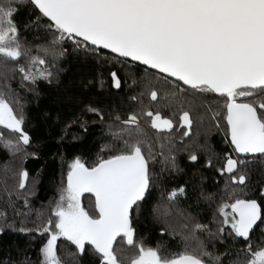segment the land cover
<instances>
[{
	"label": "trees",
	"instance_id": "1",
	"mask_svg": "<svg viewBox=\"0 0 264 264\" xmlns=\"http://www.w3.org/2000/svg\"><path fill=\"white\" fill-rule=\"evenodd\" d=\"M2 5L0 45L8 55L0 52V99L20 128L0 122V264H40L53 238L51 204L68 185L72 160L93 168L136 152L146 161L148 190L133 207L130 233L112 248L116 264L138 244L165 261L190 255L251 264L264 248V151L240 155L226 116L231 99L249 103L264 132V85L231 95L187 87L67 34L31 0ZM82 197L98 219L94 197ZM249 201L261 219L244 234L235 207ZM54 245L62 264H112L88 240L82 251L67 239Z\"/></svg>",
	"mask_w": 264,
	"mask_h": 264
},
{
	"label": "water",
	"instance_id": "2",
	"mask_svg": "<svg viewBox=\"0 0 264 264\" xmlns=\"http://www.w3.org/2000/svg\"><path fill=\"white\" fill-rule=\"evenodd\" d=\"M31 1L67 34L187 87L206 86L219 95H231L240 88L264 85V0ZM113 82L118 88L115 75ZM226 120L240 155L264 151V132L254 106L231 99ZM68 185L79 195L94 197L99 218L87 232L88 241L116 264L112 248L120 236L130 233L133 207L148 190L143 155H118L93 168L76 164ZM235 210L241 233L260 222L254 202H240ZM50 264L62 263L55 254ZM174 264L206 263L185 255Z\"/></svg>",
	"mask_w": 264,
	"mask_h": 264
},
{
	"label": "rangeland",
	"instance_id": "3",
	"mask_svg": "<svg viewBox=\"0 0 264 264\" xmlns=\"http://www.w3.org/2000/svg\"><path fill=\"white\" fill-rule=\"evenodd\" d=\"M2 6L7 7L5 4L8 3V0H0ZM2 11L0 15V20L6 18L7 11ZM2 39V36H1ZM0 52L8 55L6 47L0 45ZM39 61H35L38 63ZM236 92V91H235ZM245 92H238L236 96H243ZM258 96V95H256ZM264 97V95H262ZM261 98L260 100L262 101ZM234 101V100H233ZM0 122L8 125L12 128L19 129V123L14 118L10 107L5 104L0 99ZM181 122L185 125L190 124L189 116L185 113L182 114ZM80 163V159L76 158L70 162L69 171L76 164ZM87 200H85L82 195L77 194L69 185H62L58 188V192L55 200L52 205V212L55 215V220L52 223L51 236L52 239L64 240L67 239L71 241L79 251H82L85 241L87 240V235L85 232H82L80 229L84 224L91 223V221L97 219L90 213L87 207ZM238 218L231 220L233 224H236ZM48 241L41 249L40 252V264H50L52 260H55L56 246L54 245L55 241ZM176 260H162L159 253L156 250L143 247L141 244H138L134 253L123 261L122 264H174ZM251 264H264V248L254 252V255L251 259Z\"/></svg>",
	"mask_w": 264,
	"mask_h": 264
},
{
	"label": "flooded vegetation",
	"instance_id": "4",
	"mask_svg": "<svg viewBox=\"0 0 264 264\" xmlns=\"http://www.w3.org/2000/svg\"><path fill=\"white\" fill-rule=\"evenodd\" d=\"M160 125H164V124H162V123H160ZM93 224H94V220L93 221H91V223H85L84 224V226L83 227H81V231L82 232H85V234L87 235V240H88V231L93 227ZM238 227H239V224H238Z\"/></svg>",
	"mask_w": 264,
	"mask_h": 264
}]
</instances>
